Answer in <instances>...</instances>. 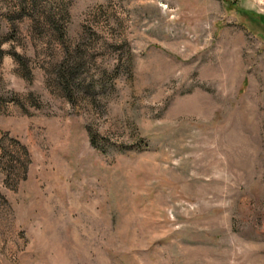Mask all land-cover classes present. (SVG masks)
<instances>
[{"label":"rangeland","instance_id":"rangeland-1","mask_svg":"<svg viewBox=\"0 0 264 264\" xmlns=\"http://www.w3.org/2000/svg\"><path fill=\"white\" fill-rule=\"evenodd\" d=\"M0 264H264V0H0Z\"/></svg>","mask_w":264,"mask_h":264}]
</instances>
